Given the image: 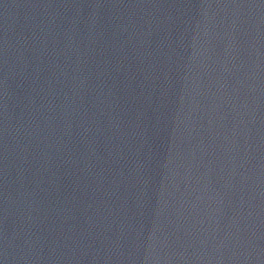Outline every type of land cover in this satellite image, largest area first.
I'll use <instances>...</instances> for the list:
<instances>
[{"label":"water","instance_id":"1","mask_svg":"<svg viewBox=\"0 0 264 264\" xmlns=\"http://www.w3.org/2000/svg\"><path fill=\"white\" fill-rule=\"evenodd\" d=\"M0 264H264L199 0H0Z\"/></svg>","mask_w":264,"mask_h":264}]
</instances>
